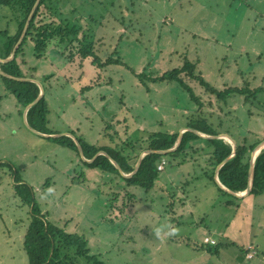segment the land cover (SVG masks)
I'll list each match as a JSON object with an SVG mask.
<instances>
[{
  "label": "rangeland",
  "instance_id": "1",
  "mask_svg": "<svg viewBox=\"0 0 264 264\" xmlns=\"http://www.w3.org/2000/svg\"><path fill=\"white\" fill-rule=\"evenodd\" d=\"M61 3L66 23L93 33L98 57L118 61L97 67L86 58L74 68L57 55L60 44L49 43L37 58L33 42L25 39L16 62L21 77L32 75L46 89L48 112L40 129L82 137L89 144H112L109 140L123 139L127 129L132 141L141 142L149 133L178 132L187 119L200 115L236 139L252 143L263 138L264 0ZM4 12L0 55L7 38L1 31L14 24ZM183 62L194 64L195 77L183 79L197 102L173 79L150 80ZM84 86L89 87L81 91ZM230 86L256 92L246 102L236 92L216 98V90ZM22 111L0 77V161L32 187L50 223L83 235L90 253L104 264H264V193H221L207 177L205 150L164 155L163 169L145 191L87 168L79 153L29 129ZM190 143L201 147L204 141ZM9 187L0 186V264H27L23 221H16L25 209L8 196ZM162 224L175 233L157 239L153 231ZM203 236L219 245L208 244L211 252L198 248L206 245ZM247 243L258 248L252 259L243 257Z\"/></svg>",
  "mask_w": 264,
  "mask_h": 264
},
{
  "label": "trees",
  "instance_id": "2",
  "mask_svg": "<svg viewBox=\"0 0 264 264\" xmlns=\"http://www.w3.org/2000/svg\"><path fill=\"white\" fill-rule=\"evenodd\" d=\"M61 2L62 0L38 1L28 22L23 38L15 49L13 58L5 62L0 61L1 72L13 77L23 76L16 62V56L21 53V45L27 38L33 42V53L37 58L42 57L49 43L54 42L56 48L57 45L60 44L61 46L57 51V55L59 54L65 57L67 62L70 63L69 66L74 68L79 67L82 60L86 58H90L91 62L97 67H102L107 63L118 61L117 59L109 57L101 60L98 57L95 48L96 39L93 33L79 23H66L62 18L61 9H59V5L63 4ZM33 3L34 0H0V13L5 14V10L9 11V20L14 22L12 30L7 31L5 29L1 31L7 38L3 45V52L0 58H6L10 55L12 46L21 32ZM87 17L90 21H95L93 14H89ZM8 33H10L9 36H7ZM193 68L194 64L192 62H183L180 66L165 70L161 74L150 78V80L173 79L187 90L193 101L197 102V97L194 94L192 95L188 85L183 79V77H195L192 72ZM76 71L79 72L78 70ZM80 74L79 72V75ZM0 77L6 82L7 90L13 93L21 109L34 99L39 92L38 85L33 80H19L2 74H0ZM28 77L33 78L32 75ZM47 77L46 75L44 76V78ZM199 77H197V79L202 81ZM40 83L43 86V95L27 108L25 119L26 123L33 129L39 132L52 134L55 132L44 131L39 127L45 122V115L48 112L47 101L45 99L46 89L41 81ZM88 87L89 86L82 87L81 91ZM206 89L211 93L214 91L212 87L207 86ZM232 92L242 94L243 101L246 102L249 101L256 91H246V89L243 88L230 86L222 90H216L215 94L217 99H223L225 95ZM217 125L221 126V123L219 122ZM184 126L205 134L213 135L217 133H226L220 130L216 131L213 125L208 122L206 116H192L187 119ZM177 133V131L169 133L153 132L146 134L140 142L138 138L132 141L131 137H128L127 129H125L124 135L126 134V136L123 139L118 138L117 141L109 140L112 144H89L84 141L82 137H74V139H72L65 134L58 137H48L55 139L63 147L71 149L78 156L77 146L74 141L76 140L82 149L83 157L85 159L91 158L90 161L82 160L87 168H97L107 173V176L112 180L121 178L126 186L137 185L142 187L145 191L149 190L154 185L159 171L157 165L161 159H164V155L168 153L176 154L179 151H184L186 148H189V151L193 153L206 151L207 156L205 161L209 165L207 177L213 180L214 168L231 152V144L223 138H201L190 130L182 132L180 142L176 149L163 154L157 152L144 154L140 158L136 171L129 177L120 175L117 168L105 154H96L98 151H104L118 164L121 172L127 174L133 170L139 152L144 149H167L175 142ZM195 139H202L204 141L203 146L197 147L190 143ZM234 139L236 141L234 155L220 165L217 170V179L223 186L231 191L240 192L243 191L247 185L250 151L260 140L248 143L245 138ZM262 139H264V136ZM131 141L133 144L129 143ZM4 183L10 186L9 192L7 193L8 196L14 198L16 204H19L25 209V214H23L22 217L20 216L16 221H23L21 228H24V231H22L23 234H21V243L27 259V264H78L76 260L77 257H82L84 259V262H82L83 264H104L95 254L90 253L87 240L83 235L65 231L60 226L50 223L35 202L32 187L17 176L16 169L12 168L9 163L0 161V186L5 185ZM215 186L221 193L229 194L220 188L216 182ZM261 193H264V146L254 157L251 185L247 194ZM17 222L16 225L19 226ZM205 244V246L193 247L195 249L198 247L206 252H211L210 247H208L210 243L207 242ZM211 244L216 246L219 245L216 241ZM220 246H222V244H220ZM215 250L217 249L215 248Z\"/></svg>",
  "mask_w": 264,
  "mask_h": 264
},
{
  "label": "water",
  "instance_id": "3",
  "mask_svg": "<svg viewBox=\"0 0 264 264\" xmlns=\"http://www.w3.org/2000/svg\"><path fill=\"white\" fill-rule=\"evenodd\" d=\"M38 1H39V0H34V3H33V5L31 6V8H30V10H29V12H28V14H27V17H26V19H25V22H24V25H23V27H22V29H21V32H20V34H19V36H18L16 42H15L14 45L12 46V49H11L10 55H9L8 57H6V58H0V61L5 62V61L11 60V59L13 58V55H14V53H15V49L17 48L18 44L20 43L21 39L23 38V35H24L25 31H26V28H27L28 22H29V20H30V18H31V16H32V13H33V11H34V9H35V7H36ZM0 74H2V75H4V76H7V77L14 78V79H19V80H27V79H29V80H33L34 82H36L37 85H38V88H39V92H38L37 96H36L34 99H32L27 105L24 106L23 111H22V116H23L24 122H25L26 126H27L29 129H31L32 131H34V132H36V133H38V134H40V135H42V136H53V137H56V136L61 135V134H45V133H41V132H39V131L33 129L31 126H29V125L26 123L25 113H26L27 108H28L29 106H31L32 104H34V103H35V102H36V101H37V100L43 95L44 90H43V86H42V84H41L39 81H37V80H35V79H33V78H29V77H28V78H24V77H13V76H10V75H8V74H5V73H3V72H1V71H0ZM185 130H190V131L194 132L196 135H198V136L201 137V138H214V137H218V138L228 137V138H230L229 141H227V142H229V143L231 144V152H230L225 158H223V160H222L221 162H219V163L215 166V168H214V173H213V179H214V181L216 182V184H217L220 188H222L224 191H226L227 193H230V194H232V195H234V196H236V197H241V196L246 195V194L248 193V190L250 189V185H251L253 160H254V157H255V155L257 154V152H258V151L264 146V139L260 140V141H259V142H258L253 148H252V150L250 151L249 159H248V164H249V165H248V170H247V185H246L245 189H244L243 191H240V192H233V191H231V190L228 189L227 187L223 186V185L218 181V179H217V170H218V168L220 167V165H221L223 162H225L227 159H229L230 157H232V156L234 155L235 148H236V141H235V139H234L232 136H230L229 134H227V133H217V134H213V135H212V134H205V133L199 132V131L194 130V129L189 128V127H180L179 130H178V133H177L176 140H175V142L173 143V145H172L171 147H169V148H167V149H162V150H154V149H144V150H142L141 152H139V154H138V156H137V159H136V162H135V165H134L133 170H132L131 172L127 173V174L122 173L121 170H120V168H119V166H118V164H117L113 159H111V158H110V157H109L104 151H98L96 154H98V153L105 154V155L109 158V160L114 164V166L117 168V170H118V172L120 173V175H122L123 177H129L132 173H134V172L136 171L137 166H138L139 161H140V158H141L144 154H146V153H152V152H157V153H161V154H163V153H166V152H169V151H172V150L176 149L177 146H178V144H179V142H180L181 134H182V132L185 131ZM69 135L72 136L70 133H69ZM72 137H73V136H72ZM73 138H74V137H73ZM74 141H75V143H76L77 151H78L80 157H81L82 159H84V160L90 161L91 158H90V159H85V158L83 157V155H82V149H81L79 143H78L76 140H74ZM96 154H95V155H96Z\"/></svg>",
  "mask_w": 264,
  "mask_h": 264
},
{
  "label": "clouds",
  "instance_id": "4",
  "mask_svg": "<svg viewBox=\"0 0 264 264\" xmlns=\"http://www.w3.org/2000/svg\"><path fill=\"white\" fill-rule=\"evenodd\" d=\"M175 231L176 229L171 227L170 225L162 224V225L157 226L153 232L157 239H161L162 234L163 236H170V235H173Z\"/></svg>",
  "mask_w": 264,
  "mask_h": 264
},
{
  "label": "built area",
  "instance_id": "5",
  "mask_svg": "<svg viewBox=\"0 0 264 264\" xmlns=\"http://www.w3.org/2000/svg\"><path fill=\"white\" fill-rule=\"evenodd\" d=\"M164 159H161V161L158 163V165H157V169H159V170H161V169H163V164H164ZM204 242L205 243H207V242H209V243H214L215 242V240H212L211 238H209L208 239V237H204ZM249 251L246 253V256L248 257V258H250V257H252L253 256V254L255 253V250H254V247H252V246H248V248H247Z\"/></svg>",
  "mask_w": 264,
  "mask_h": 264
},
{
  "label": "crops",
  "instance_id": "6",
  "mask_svg": "<svg viewBox=\"0 0 264 264\" xmlns=\"http://www.w3.org/2000/svg\"><path fill=\"white\" fill-rule=\"evenodd\" d=\"M203 146V145H202ZM201 146V147H202ZM206 236H208V235H206ZM204 237V236H203ZM214 239V238H213ZM248 246H252V247H254V250H255V253L253 254V256L252 257H250V258H248V257H245V254L249 251L247 248H248ZM203 250V249H202ZM242 251L244 252L243 254H244V256L243 257H245V259H252L254 256H256L257 254H258V248H257V246L256 245H253L252 243H247L246 245H245V247H243V249H242Z\"/></svg>",
  "mask_w": 264,
  "mask_h": 264
},
{
  "label": "bare ground",
  "instance_id": "7",
  "mask_svg": "<svg viewBox=\"0 0 264 264\" xmlns=\"http://www.w3.org/2000/svg\"><path fill=\"white\" fill-rule=\"evenodd\" d=\"M228 137H226V139H227ZM230 138H228V140H229Z\"/></svg>",
  "mask_w": 264,
  "mask_h": 264
}]
</instances>
